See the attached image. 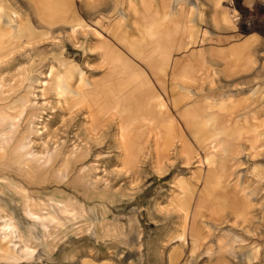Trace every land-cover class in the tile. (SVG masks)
Returning <instances> with one entry per match:
<instances>
[{
	"label": "rangeland",
	"instance_id": "1",
	"mask_svg": "<svg viewBox=\"0 0 264 264\" xmlns=\"http://www.w3.org/2000/svg\"><path fill=\"white\" fill-rule=\"evenodd\" d=\"M30 1L0 0V118H14L16 125L12 133L5 129L10 137L7 142L1 141L6 135L0 136V264H132L139 260V264H151L154 245H158L161 255L162 247L174 238L178 243L172 244L167 253L170 262L177 260L185 245H190L192 257L197 242L202 240L196 231V211L209 205L215 207L214 201L203 195L206 180L192 205L191 196L199 186L194 188L184 178L194 177V172L205 165L211 167L213 160L207 157L204 165L193 159L187 164L177 154V141H167L168 137L160 147L161 131L148 122L157 113L153 96L156 77L148 78L144 71H139L141 76L139 72H127L133 66L110 44L89 46V36L80 35L78 29L86 35L94 14L83 11L93 9H84L82 18L75 12L59 17L55 7H49L45 0ZM155 1L158 20L154 25L159 29L155 34L165 32L167 46L172 34L181 38L179 49L187 43L195 46L192 39L196 35L198 41L204 38V45V32L210 29L200 25L208 11H212V25L218 28L214 0H196L193 8L185 0ZM252 1L235 0L237 12L253 15L262 0ZM259 12L262 16L256 26L260 28L261 41L244 50V41L250 36L242 30L240 43L231 46V50L237 47L234 52L239 57L255 53L256 64L241 65L239 75L244 78L238 89L248 98L247 110L256 108L264 124V10ZM9 16L13 19L8 24L2 18ZM207 43V47L217 46L210 36ZM197 45L202 61L199 53L203 48L201 43ZM91 54L103 57L100 62L91 63ZM67 72L70 88L59 97L57 80L63 77H57ZM251 73L258 76L253 87L246 82ZM158 85L162 86L160 82ZM207 92V99L200 96L192 100L197 111L206 102L217 101L208 87ZM164 94L168 98L163 106L165 114L172 120L181 116L183 107L171 109L170 95ZM154 134L155 139H148ZM255 137L260 138L253 140ZM191 139L187 138L188 142ZM228 139L231 143L233 138ZM179 140L185 153L192 151L193 155V149ZM208 140H200L206 144L201 150L207 148ZM240 141L242 146L235 150V144H230V153L239 160L246 159L253 149L251 145L253 152L261 151L249 159L243 170L250 171L255 161L257 167L264 168V126L261 136L244 133ZM49 157L50 162L45 164ZM240 170L242 176L244 171ZM262 172L260 176H245L239 184L244 192L258 196L253 199L255 205L264 204ZM246 205L248 200H242L240 207ZM28 209L40 217L38 228L43 244L48 246L46 253L27 236L26 227L35 221L27 214ZM173 212L181 219L174 217ZM235 217L247 221L246 214ZM202 219L209 222L212 218ZM20 224L23 232L10 230L14 226L20 229ZM187 224L188 238L184 232L170 234ZM226 233L230 242L227 251L233 245L229 239L233 233L240 236L238 244L243 242L240 234L229 230ZM28 240V247H37L32 253L25 246ZM205 253L210 256L214 251L210 246Z\"/></svg>",
	"mask_w": 264,
	"mask_h": 264
},
{
	"label": "crops",
	"instance_id": "2",
	"mask_svg": "<svg viewBox=\"0 0 264 264\" xmlns=\"http://www.w3.org/2000/svg\"><path fill=\"white\" fill-rule=\"evenodd\" d=\"M25 1L31 3L30 0ZM202 1L207 3L205 0ZM45 2L49 4V7H55L59 17H66L71 12L73 14L75 12L82 18L81 15L84 9H93L88 12L83 11L85 14H94V19L90 22V28L87 29L88 31L85 29L86 35L84 31L78 29L80 35L89 36V46L90 44L92 46L110 44L117 48L122 54V59L127 64L133 66V68L126 69L127 72L144 71V74L148 78L151 75L156 77L153 96L155 98L157 113L151 119H148V122L156 125L157 129L161 131L158 133L160 134L158 138L159 145L161 142L163 143L166 137H168L167 141H177L174 143L178 144L177 154L187 164L192 162L193 159L197 161V155L213 160L211 167H206L205 165V168H199L194 172V177L189 178L186 175L184 178L194 188H196L195 186H199L197 187L199 188V192L196 188L194 194L191 196L192 205L193 201L198 199V194L205 186L204 182L206 180L208 184L205 186L207 188L203 195L206 200L212 201V203L214 201L215 207L213 209L209 205L208 208L197 209L196 211V217L198 218L196 231L202 237V240L201 242H197L193 256L190 257V245H185L181 248L177 260L170 262L167 253L171 249L172 244L178 243V239L174 238V240H171L170 243L162 247L161 255L158 251V245H154V249L152 250L153 258L150 263L264 264V204L255 205L257 202L255 203L253 199H255L256 195L249 191L244 192V190H241L242 185H239L243 183L245 176L253 177L263 174L264 168L262 166L257 167L255 164L257 161L254 162V166L251 167L250 171L243 170L244 165L248 163L249 159L255 158L254 155L259 154L261 151L253 152L254 146L251 145L253 149L246 154V159L240 160L238 157H235L236 154L230 153L231 143L235 144L234 150L237 147L240 148L243 143L239 142V138L244 133H251L253 137L255 135L261 136L264 126L262 117L256 108L247 110L245 106L248 98H245L243 92L238 89V86L243 84L244 78V75L242 78L239 75L242 63L236 66L231 64V66H224L222 62H218L212 65L208 59V62L203 63L198 58L199 48L197 44L194 46V44L187 43L179 49L177 44L181 42L179 34H172L171 42L168 43L167 53L172 62L170 61L171 63L167 64L160 61L161 53L158 36L162 32L155 34L159 30L154 25L158 20V10L155 0H45ZM211 13L212 11H208L205 20L200 26L210 29L212 42L216 43L218 47L220 46L223 52L228 51L233 45L237 46L240 43L242 29L236 26L235 29L224 28L222 30V28L219 29L213 26L209 18ZM236 33L240 36H236L235 38ZM248 36H252V34ZM182 42L186 43L185 41ZM209 45V43L206 44V46ZM151 53L154 55L150 56ZM91 55L93 56L91 57V63L101 61L99 58L101 59L102 55L100 57L99 55ZM106 60L108 58H105ZM155 60L158 61L157 65ZM109 62L115 63V60H110ZM208 63L212 66H207ZM152 65H154V68ZM196 65L198 68H196ZM126 70L124 71L126 72ZM200 70H202L201 73H198ZM142 74L139 72L138 76ZM130 76H134V74H130ZM247 76L246 82L251 83L253 87L257 83L258 76L255 73ZM148 78L145 77L146 80ZM158 82L162 86H159ZM207 87L213 96H217V101L213 103L206 102L200 108V111H197L192 107L194 105L192 100L200 96L207 99ZM164 92L168 93V97L170 95L171 100L169 102L171 109H175L177 106V109H182L183 107L180 110L183 112L181 116H177V118L172 120L169 118V115L165 114L163 106L165 100L168 98H165ZM255 96L256 94L254 93L252 98L255 99ZM250 116L252 119L244 118ZM167 124L171 128L167 129ZM164 128H166V132ZM190 137H192L191 142H188L187 138L190 139ZM228 137L233 138V142L230 139V143ZM178 138L184 141L186 147L193 149V157L189 160L180 152L183 151V146L178 143ZM258 138L260 137H255L253 140ZM148 139H155V134L154 137L150 135ZM201 139H209L207 148H202V150L200 147H205L206 144L201 142ZM218 158L226 159L218 160ZM203 163H206L204 159ZM241 168L244 171L242 176L239 174ZM245 172L249 174L245 175ZM257 195L260 196L261 194L257 193ZM242 200H248L247 209L246 206L244 208L240 207ZM192 210L190 211V215H188L189 217ZM245 214L247 215L246 222H241L239 218L235 217ZM173 215L181 219L174 212ZM208 217L212 218L209 222L202 219ZM188 229L189 225H181L176 227V230L170 234L177 236V234L184 232L185 237L188 238ZM228 230L229 232L232 231L240 234L243 237V242L238 244L240 236L233 233L229 238L233 242V245L227 251L226 248L230 243L226 240V232ZM235 243L237 244L235 245ZM210 246L214 253L209 256L205 251L210 249ZM111 262H113L112 264H119L114 261ZM139 262L140 260L131 263L139 264Z\"/></svg>",
	"mask_w": 264,
	"mask_h": 264
},
{
	"label": "bare ground",
	"instance_id": "3",
	"mask_svg": "<svg viewBox=\"0 0 264 264\" xmlns=\"http://www.w3.org/2000/svg\"><path fill=\"white\" fill-rule=\"evenodd\" d=\"M185 1L187 2L188 5H191L192 8L196 4V0H185ZM214 2H215V7H216L215 13H213L214 14V21L216 22V26H218L219 29L220 28H222V30L224 28L235 29L236 26H239L242 30H244L248 34H252V37L250 36L247 40L244 41V50L248 49L246 46H252V45L254 46L256 43L261 41V39H260L261 36L259 35L260 33L258 31L260 28L258 29L256 24L261 20L262 15L260 16L259 11L264 10V0L261 1L262 4L259 5V8L257 9V11H256V9L254 10L255 13L251 16H245L241 12H237L238 7L236 5L235 0H214ZM223 2H225V4H223ZM252 2L255 3L257 1L253 0ZM248 4H247V9L249 10L250 8L248 7ZM250 11L253 13L252 10H250ZM15 18H16V16H15ZM2 19H5V21L9 24V22L12 21L13 17L9 16L8 19H7V17L6 18L3 17ZM190 21L192 22L193 19H190ZM204 33H205V45H206L207 38H208V36H210V31L206 30ZM158 37H159L158 44H159V50L161 53V57H160L161 61L163 63L170 64L169 63V55L167 53L168 35H166L164 32V33H160ZM196 37H197V35L195 36V38ZM194 39H192V43L196 42V44L201 43V45H202L201 48H203V49L201 50L199 55H200L203 63L206 62L208 59V61H210L212 63V65L214 63H218V62L219 63L222 62L224 64V66H231V65L236 66L237 64L240 65V63H242L241 65H244V64L245 65H249V64L254 65V64H256L255 63L256 60L253 59V55L255 54L254 52L245 53V55L244 54L241 55V56H243V59H242V58H240L241 56L239 57L238 53H235L234 50H231V49H233V47H230L228 49V51L223 52L222 51L223 49H220L219 47L215 46L214 44H211L210 47L206 46V52H205L204 51V45H203L204 38L201 40L198 38L199 41L196 39L194 40ZM225 54L228 56H226ZM205 56H206V60H205ZM0 60H2V59L0 58ZM212 65L210 63H208L207 66L211 67ZM67 75L69 76L70 74L68 72L66 74L61 73L57 77V78L63 77V79L57 80V82H58L57 83L58 84L57 85V93H58L57 95H59V97H60V93L62 94L64 92V90L70 88L69 82L67 81L68 78L66 77ZM0 126H2L0 128V136H5L7 132L12 133L16 127V125L14 124V118H12L10 121H8L5 118H0ZM166 127H167V129L170 128L168 126V124ZM5 129H7V132ZM164 129H166V128H164ZM8 139H10V137L8 135H6V137H2L1 141L7 142ZM180 141L181 140H179V138H178L179 144L181 143ZM180 145H182V144H180ZM182 146H183L182 147L183 151H180V152L185 155V158H186V156L191 158L193 156L192 155L193 152L191 151V152H188L186 154L184 151V145H182ZM203 159L205 160V158H203L202 156L197 155V161L199 163L203 162ZM50 160H51V158L49 157L46 160V162H44V163L46 164V163L50 162ZM187 160H189V159H187ZM27 214L30 215V217H32L35 220L33 224H29V226L26 227L25 230H26V232H28L27 236L30 238V240L32 239V241H34V243L37 244V247H39L43 253H46L48 251V246L43 244L42 238L40 236L41 233H40L39 228H38V222H39L38 220L40 219V217L38 215H34L35 213L31 209L30 210L28 209ZM19 228L20 229H18L16 226H14V228H12L10 230H12L13 232L19 233V230L20 231L23 230V227L21 226V224L19 225ZM21 232H23V231H21ZM17 233H16V235H17ZM28 243H30L29 240L26 241V245H25L26 248H28V250H29L27 252L32 253L33 250H35V248H37V247H35V248L34 247L31 248L30 246L28 247L27 246ZM192 243L196 244V241H192ZM23 248H25V247H23Z\"/></svg>",
	"mask_w": 264,
	"mask_h": 264
}]
</instances>
